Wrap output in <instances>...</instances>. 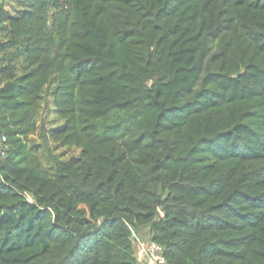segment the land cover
<instances>
[{
  "label": "trees",
  "instance_id": "16d2710c",
  "mask_svg": "<svg viewBox=\"0 0 264 264\" xmlns=\"http://www.w3.org/2000/svg\"><path fill=\"white\" fill-rule=\"evenodd\" d=\"M0 135V264H264V0H0Z\"/></svg>",
  "mask_w": 264,
  "mask_h": 264
},
{
  "label": "built area",
  "instance_id": "2783aa9c",
  "mask_svg": "<svg viewBox=\"0 0 264 264\" xmlns=\"http://www.w3.org/2000/svg\"><path fill=\"white\" fill-rule=\"evenodd\" d=\"M5 137L0 135V147ZM138 259L142 264H168L162 251V247L155 242H149L141 246L137 251Z\"/></svg>",
  "mask_w": 264,
  "mask_h": 264
},
{
  "label": "rangeland",
  "instance_id": "374dc122",
  "mask_svg": "<svg viewBox=\"0 0 264 264\" xmlns=\"http://www.w3.org/2000/svg\"><path fill=\"white\" fill-rule=\"evenodd\" d=\"M7 3H8V7L12 8V6H11L12 2L8 1ZM76 153H77V150L74 149V148L67 149L65 151L66 156H69V155H72V154H76ZM132 236H133V240H134V250H135V254L137 256L138 249L141 246L146 245L149 242H151V240L148 237V232H147L146 229H143L140 232H136L135 230H132ZM139 264H142V263H140V260H139Z\"/></svg>",
  "mask_w": 264,
  "mask_h": 264
}]
</instances>
